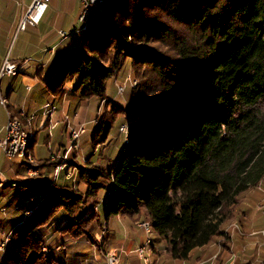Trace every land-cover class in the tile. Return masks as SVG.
<instances>
[{
    "label": "trees",
    "instance_id": "1",
    "mask_svg": "<svg viewBox=\"0 0 264 264\" xmlns=\"http://www.w3.org/2000/svg\"><path fill=\"white\" fill-rule=\"evenodd\" d=\"M127 60L137 85L128 108L111 106L131 117L115 160L73 162L82 189L51 186L46 176L19 180L38 206L1 264H63L32 233L59 210L68 216L64 239L98 246L95 231L112 217L143 218L166 252L185 260L223 234L239 195L264 178V0H108L44 88L81 102L106 98ZM112 123L95 126L96 146Z\"/></svg>",
    "mask_w": 264,
    "mask_h": 264
},
{
    "label": "crops",
    "instance_id": "2",
    "mask_svg": "<svg viewBox=\"0 0 264 264\" xmlns=\"http://www.w3.org/2000/svg\"><path fill=\"white\" fill-rule=\"evenodd\" d=\"M32 2L33 0H23V2L20 0H0V69L6 59L21 66L23 71L19 73L22 76L21 82L27 92H30L20 102H16L12 98L11 90L6 94H2L0 91V95L7 99V106H5L7 118L10 112L12 114L24 112L26 115H30L45 102L53 103L55 110L49 112L51 115L50 122L56 123V125L50 134L48 131L49 125L40 130L46 132L43 142L48 154L46 156L40 154L39 147L36 144L37 135L29 147L37 160H44L48 158L50 153H56L58 150H62V147L68 145L63 142V137L59 139L57 135L55 136L54 131L64 123L63 118L71 104L81 103L76 94L71 98L69 92L63 95H54L47 92L43 80L45 69L53 70L57 63L79 48L82 32L79 30L77 18L81 6L77 0H50L38 24L19 29L21 16ZM60 30L69 32L68 38L62 42H59L58 32ZM15 36L14 46H16L18 40L19 45L15 51V56H13L14 50L8 56V45ZM32 45H34L32 51L35 58L42 55L46 47L49 57L45 61L27 60L28 57L24 54ZM30 51L28 50L27 53ZM67 87L69 91L70 85H67ZM34 88L38 89L34 91ZM45 118L41 117L36 122L35 127L40 129L47 121V118ZM5 123L4 119L0 121V137L3 136ZM45 170L43 169L44 172ZM22 171L21 161L6 160L0 157V172L9 180L16 182L19 179L26 180V177L21 176ZM51 175V172H48L47 177L50 178ZM17 190V188L11 186L0 189V240L8 232L21 227V209L27 206L29 202H34L32 196L25 199L27 195ZM27 194L30 195L29 192ZM263 199L264 178L257 186L239 195L238 202L233 208L232 217L221 225L223 234L215 237L204 246L192 249L185 260L172 258L166 252L165 242L161 239L152 237L147 244V236L145 239H143L144 237L138 239L128 225L139 226L132 219L125 216H115V220L121 224L123 237L117 238V233L108 221L107 233L104 235L102 233V239L95 231L98 246L85 241L76 242L64 239L59 233V229L67 222L68 216L60 212L61 210L46 225L35 229L32 233L34 237L44 240L45 246L51 249L50 255L63 264H68L72 260L75 262L74 264H105V252L109 248L122 251L119 264H145L142 258L135 253V249L140 246L146 247L147 264H264V235L261 233L264 223L260 212ZM104 201L105 198L101 197L96 206L97 211L100 207L103 210ZM91 203L92 199L89 200L87 206ZM3 209H6V213L2 211ZM56 215H60L58 219L55 218ZM234 225H237V228H234ZM14 242V240L9 242L8 251L10 253L15 249Z\"/></svg>",
    "mask_w": 264,
    "mask_h": 264
},
{
    "label": "rangeland",
    "instance_id": "3",
    "mask_svg": "<svg viewBox=\"0 0 264 264\" xmlns=\"http://www.w3.org/2000/svg\"><path fill=\"white\" fill-rule=\"evenodd\" d=\"M20 1L23 2V0H20ZM24 1H27V0H24ZM107 1L108 0H103L102 3L93 6L88 16L87 26L88 24L89 25L96 24L101 20V16H102V13H103V10L105 8ZM65 31L68 32L67 30ZM15 42H16V36L11 39L8 45V56L11 51L13 52V50H14L13 56H15V53H16L15 51L17 50V47L19 45V40L17 41L16 46H14ZM33 49H34V45H32L30 49H28V50H31L29 53H27L28 50L25 52L24 55L28 57L27 60L45 61L49 57V55L47 54L48 53L47 47L45 48V52L36 58H35V55H33V51H32ZM8 61L10 63L15 64L16 69H15L14 74H8L5 71H3L4 62H5L4 60L1 66V69H0V91L2 94H6L7 92L11 90V93L13 95L12 98L16 100V102H20L22 98L29 95L30 92H27V90L25 89L24 85L21 82L22 76L19 74L23 72L21 70V66H19L17 63L10 61L9 59ZM50 71L51 70L49 68L45 69L44 70L45 75H47V73H50ZM136 85H137V79L133 76L131 69L129 67V61L127 60L122 70L117 74L116 78L108 80L107 86H106V98H103L100 100L92 98L90 100L82 101L79 104H71L70 108L68 109V112L63 118L64 123H62L54 131V135L55 136L57 135L59 139L60 137L61 138L63 137V142L68 145L66 147H62V150L60 151L58 150L56 153H50L48 158L44 160H37L34 154L31 152L29 147L34 142L36 135H37L36 144L39 147L40 154L44 156L48 154L45 148L44 142H43L46 136V132L44 133L40 130L45 129L48 125H50L51 115L49 112L55 110V107L52 105L53 103L52 102L48 103V101L45 102L46 104L45 103L44 104L47 105V107L44 106L43 104L39 109L32 112L30 115L28 114L26 115L24 112H21V113L18 112V113L12 114L8 110L10 112L8 113V116L10 117L7 118V110L5 108V106H7V99L4 96L0 95L1 97L0 102L3 101V105H4L2 106L0 104V121L2 119L6 121V118L7 120L8 119L17 120L22 130H24V132L29 137L26 143L27 146H25L24 154H22L23 156L21 155L22 158H20V156H17V157L9 159L5 157L2 153H0V157L5 158L6 160L21 161V166L23 168L21 176L26 177V179L36 178V177H41V176L47 177L48 172H51L52 175L49 178L51 181V184H50L51 186H53V184L54 185L60 184V185H67L73 189H82L83 187L81 186L79 182L78 170L76 167L73 166L74 164L73 162L82 165V164H85L86 161L90 159V161L94 163L95 165H98L102 168H108L110 161L115 160V156H116V153L119 147L127 139L126 138L127 125L130 123L129 121L131 117L124 118L119 114L117 115L116 113L112 111L111 106H113L114 104H119V105H123L124 107L128 108L129 104L127 100V93L129 92L130 89L134 88ZM36 89L38 88H34V91ZM118 90H123V91L119 93ZM70 94H71V98L75 95V93H70ZM48 105H49V108H48ZM43 106H44V109H43ZM41 117H44V118L46 117L47 119L46 118L45 119L47 121H45L42 127L38 129L35 127V124L36 122H38V120ZM101 118H102L103 123H106L107 121H112L113 126L109 132L108 139H106V141L96 146L92 142L91 137L95 131V126L99 124ZM79 126H83L85 131L83 134L80 135L78 140L75 142V140L71 138L70 129L77 128ZM123 126L126 128L123 129ZM66 133L68 134V136ZM47 161L50 163V165L46 167L40 166V163L47 162ZM43 169H46L45 170L46 173L43 171ZM19 180H22V179H19ZM8 186H11L12 188H17V182L9 180L4 174H2V172H0V189L6 188ZM25 194L27 195V196L25 195L26 196L25 199H28V197H31V194L30 195H28L27 193ZM38 199L39 197L32 196V200H34V202H29V204H27V206L24 207L25 209L24 208L21 209V218H22L21 223L25 219L29 218L31 214H33L34 212L33 210L36 209L38 204L35 205L34 207H31V206L35 202H37ZM262 205L263 203L261 204V206ZM261 206H260V212H261ZM101 210H102V207H100L99 212H101ZM2 211L6 213V209H3ZM60 212H62L63 214H66L63 210H61ZM59 216L60 215H56L55 218L58 219ZM261 216H262V213H261ZM142 221H144V224L148 223L147 221H145V219L142 218L136 222L137 225L141 226ZM109 222L111 226L114 228V231L117 233L116 234L117 238L123 237L124 233H123L121 224L115 220V217H112L109 220ZM235 226L237 227V225H234V227ZM128 227L132 229V231L135 233V236H137L138 239H141L143 237H144L143 239H145V237L147 236L146 241H149L150 238L154 237V235L151 232L146 233L145 228L143 231V229L133 224H131V226L128 225ZM100 229H102V231L103 229L106 231H104L103 233ZM107 229H108L107 225L105 224L100 225L99 229L97 230L100 236V239H102L103 235L107 233ZM14 231L8 232L7 234H5L3 239L0 240V242L6 241L4 251H0V264L3 262L2 260L4 259V256L7 254V252H9L8 251L9 242H13L14 240L12 236ZM95 239L98 242V239L96 238V236H95ZM41 250L45 253H50L51 251V249L47 246H43ZM145 250H146V247L144 246V251L142 253L141 258L143 262L147 264L148 259H147V256L145 255ZM106 252H105V255H106ZM144 258H146L145 259V261L147 260L146 262L144 261Z\"/></svg>",
    "mask_w": 264,
    "mask_h": 264
},
{
    "label": "built area",
    "instance_id": "4",
    "mask_svg": "<svg viewBox=\"0 0 264 264\" xmlns=\"http://www.w3.org/2000/svg\"><path fill=\"white\" fill-rule=\"evenodd\" d=\"M80 3L81 9L80 13L78 15V24L79 29H81L82 23L84 22V19L86 18V11H91L93 6L100 4L102 0H77ZM50 0H33V2L26 8V10L23 12L20 22H19V29H24L26 26H35L38 24L40 19L42 18L44 12L46 11L48 4ZM59 36V42L64 41L69 36V32H66L64 30H60L58 32ZM3 71H5L8 74H11L15 71L16 66L13 63H10L7 59L4 62ZM125 80V79H124ZM123 90H118L119 93H121ZM1 98V97H0ZM45 106V104H44ZM43 106V109H44ZM6 122H13V121H7ZM56 123L50 122L48 131L51 132L52 129H54ZM126 128L123 126V129ZM70 135L71 138L75 139V142L78 140L81 134L84 133L85 129L83 126H79L77 128H71L70 129ZM3 137H0V153H2L5 157L11 158V150L13 149V146H18V141L20 140V131L15 126V123L13 122V131H6L5 125L3 127ZM20 158H22L20 154ZM264 203V199L263 202ZM30 214V213H29ZM264 223V220H263ZM140 228L144 231V221L141 222ZM261 233L264 235V228L261 230ZM4 242H0V251H4L5 247ZM144 251V246H140L135 249V253L141 258L142 253ZM122 251L117 250L115 248H111L106 252L105 255V264H119L121 259Z\"/></svg>",
    "mask_w": 264,
    "mask_h": 264
},
{
    "label": "bare ground",
    "instance_id": "5",
    "mask_svg": "<svg viewBox=\"0 0 264 264\" xmlns=\"http://www.w3.org/2000/svg\"><path fill=\"white\" fill-rule=\"evenodd\" d=\"M102 2H103V0L101 1V3ZM89 14H90V11H86V18L84 19V22L82 23L81 29H79L80 31H84L85 30V28L87 26V21H88ZM14 72H12L11 74H14ZM0 103L3 104V101H1ZM45 106L47 107V105H45ZM48 108H49V105H48ZM7 121H13L15 123V126L17 127V129L21 133L20 134V140L18 141V146H13V149L11 150V158H14V157L20 156V154L21 155L24 154L25 146H27L26 143H27V140L29 139V137L24 132V130H22V128L20 127L19 122L17 120L8 119ZM13 122H7L6 123V125H5V130L6 131H13ZM73 140H75V139L73 138ZM261 213H262V219L264 220V203L261 206ZM144 228H145L146 233H150L151 232L150 231L151 228H150V225L148 223L144 224ZM234 228H237V227L235 226ZM147 243H149V241H147Z\"/></svg>",
    "mask_w": 264,
    "mask_h": 264
}]
</instances>
